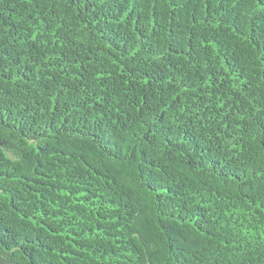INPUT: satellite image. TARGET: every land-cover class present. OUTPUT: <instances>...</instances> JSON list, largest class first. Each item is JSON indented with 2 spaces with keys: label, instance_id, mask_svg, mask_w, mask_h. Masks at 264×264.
I'll return each mask as SVG.
<instances>
[{
  "label": "trees",
  "instance_id": "16d2710c",
  "mask_svg": "<svg viewBox=\"0 0 264 264\" xmlns=\"http://www.w3.org/2000/svg\"><path fill=\"white\" fill-rule=\"evenodd\" d=\"M0 264H264V0H0Z\"/></svg>",
  "mask_w": 264,
  "mask_h": 264
}]
</instances>
